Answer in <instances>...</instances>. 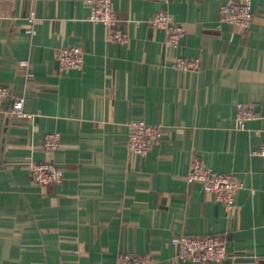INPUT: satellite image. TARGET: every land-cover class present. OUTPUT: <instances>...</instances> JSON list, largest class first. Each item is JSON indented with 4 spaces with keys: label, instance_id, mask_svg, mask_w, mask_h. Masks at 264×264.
<instances>
[{
    "label": "crops",
    "instance_id": "0c3cea01",
    "mask_svg": "<svg viewBox=\"0 0 264 264\" xmlns=\"http://www.w3.org/2000/svg\"><path fill=\"white\" fill-rule=\"evenodd\" d=\"M89 1L0 0V84L34 115L15 118L11 98L0 112V264H264V157L253 152L264 144V0H252L247 30L220 20L230 0H112L125 45L88 19ZM161 9L185 28L177 48L149 24ZM62 46L82 49V69L58 72ZM178 56L199 69L174 67ZM239 104L256 113L245 129ZM136 120L163 131L144 158L126 145ZM195 157L243 183L234 213L187 182ZM44 161L64 169L61 184L31 181ZM183 234L221 237L228 255L183 261L171 243Z\"/></svg>",
    "mask_w": 264,
    "mask_h": 264
},
{
    "label": "built area",
    "instance_id": "2783aa9c",
    "mask_svg": "<svg viewBox=\"0 0 264 264\" xmlns=\"http://www.w3.org/2000/svg\"><path fill=\"white\" fill-rule=\"evenodd\" d=\"M164 2H168L164 0ZM88 19L94 23H102L107 31L108 38L112 41L125 45L128 42V34L115 28L118 22L117 11L112 0H91L89 1ZM36 20L35 12L31 11L28 16L26 32H34ZM220 20L241 29H249L254 21L252 0H230L220 7ZM149 24L156 29L166 33L165 46L177 48L185 33V28L177 23L174 16L165 9L155 12L149 19ZM58 72L68 73L73 69H82L84 53L78 46H62L57 49L55 55ZM174 67L180 70H197L200 67L199 59H187L178 56ZM27 61H21L20 66L26 67ZM10 99L9 113L18 120L29 122L34 115L24 110L26 99L22 95H11L10 89L5 84H0V112L4 110L6 101ZM254 109L244 104L237 105L235 120L240 129H245L247 122L254 119ZM162 129L159 126L146 123L144 120H136L129 124V133L126 141L128 150L134 155L144 158L161 141ZM61 145L58 133H49L45 136L44 148L48 151H55ZM254 153L264 157V144ZM30 178L33 183L41 186L50 184H61L65 179L64 169L58 167L52 161L31 163ZM188 183L200 184L203 191L213 195L216 202L221 203L229 214L234 213L237 208V195L243 187L238 176L233 173H223L208 167L199 158H193ZM175 245L177 256L183 261L198 262H220L228 255L227 242L215 235L197 237L188 234L175 236L171 239ZM119 264H147L145 257L138 255L123 254L119 257Z\"/></svg>",
    "mask_w": 264,
    "mask_h": 264
}]
</instances>
